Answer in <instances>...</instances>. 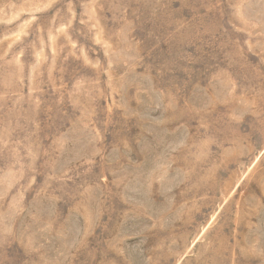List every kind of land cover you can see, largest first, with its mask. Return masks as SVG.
Returning <instances> with one entry per match:
<instances>
[{
    "label": "rangeland",
    "instance_id": "obj_1",
    "mask_svg": "<svg viewBox=\"0 0 264 264\" xmlns=\"http://www.w3.org/2000/svg\"><path fill=\"white\" fill-rule=\"evenodd\" d=\"M0 264H264V0H0Z\"/></svg>",
    "mask_w": 264,
    "mask_h": 264
}]
</instances>
